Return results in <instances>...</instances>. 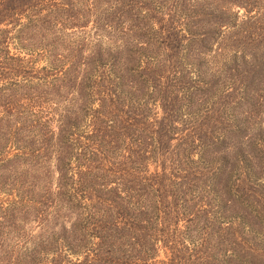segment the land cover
<instances>
[{"label":"trees","instance_id":"obj_1","mask_svg":"<svg viewBox=\"0 0 264 264\" xmlns=\"http://www.w3.org/2000/svg\"><path fill=\"white\" fill-rule=\"evenodd\" d=\"M263 1L0 0V264H264Z\"/></svg>","mask_w":264,"mask_h":264},{"label":"rangeland","instance_id":"obj_2","mask_svg":"<svg viewBox=\"0 0 264 264\" xmlns=\"http://www.w3.org/2000/svg\"><path fill=\"white\" fill-rule=\"evenodd\" d=\"M202 1H197V3H200V4H202L204 7H205V5L203 4V3H201ZM196 4V3H195ZM228 8L229 9H232L233 10V12L234 13H236L238 16H236L235 17V21L236 22H238V21H242V20H246L247 19V17L246 16H248V15H250V14H253V16H255V17H257L258 16V14L259 13H261V11H257L255 8V12H253V13H246L245 12V9L244 8H241V7H235V8H232V6L230 5V6H228ZM262 8H263V10H264V1H263V6H262ZM263 12V15H264V11H262ZM253 20V19H252ZM223 31H225V33L228 31V28L226 29V28H223Z\"/></svg>","mask_w":264,"mask_h":264}]
</instances>
